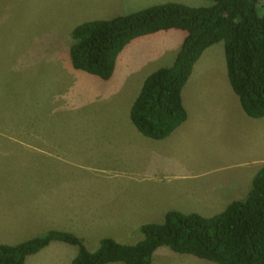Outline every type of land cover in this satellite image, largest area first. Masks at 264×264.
<instances>
[{
  "label": "rangeland",
  "instance_id": "1",
  "mask_svg": "<svg viewBox=\"0 0 264 264\" xmlns=\"http://www.w3.org/2000/svg\"><path fill=\"white\" fill-rule=\"evenodd\" d=\"M164 2L211 4L0 0V244L53 229L75 233L90 250L104 237L134 243L143 224L163 222L168 210L212 216L246 196V173L235 164L264 139V118H248L234 97L223 41L203 53L183 90L187 120L161 140L141 135L130 109L149 71L173 63L184 32L137 39L109 80L72 66L77 25ZM225 184L236 189L215 199ZM77 251L55 241L25 264H70ZM152 264L218 263L160 247Z\"/></svg>",
  "mask_w": 264,
  "mask_h": 264
},
{
  "label": "trees",
  "instance_id": "2",
  "mask_svg": "<svg viewBox=\"0 0 264 264\" xmlns=\"http://www.w3.org/2000/svg\"><path fill=\"white\" fill-rule=\"evenodd\" d=\"M205 6L164 2L109 19L77 25L70 57L76 70L109 80L121 52L135 39L171 29L184 37L172 64L151 72L131 109L130 119L146 137H169L188 118L183 100L203 53L223 41L229 82L246 114L264 117V0H209ZM134 243L104 237L95 250L65 230H49L25 241L0 244V264H25L52 242L78 248L70 264H152L160 247L218 264H264V166L242 199L205 216L171 209L163 222L141 226Z\"/></svg>",
  "mask_w": 264,
  "mask_h": 264
},
{
  "label": "crops",
  "instance_id": "3",
  "mask_svg": "<svg viewBox=\"0 0 264 264\" xmlns=\"http://www.w3.org/2000/svg\"><path fill=\"white\" fill-rule=\"evenodd\" d=\"M135 1H137V0H135ZM139 2H141V1H139ZM158 33H160V32H158ZM158 33H155V34H151V35H148V36H154V35H156V34H158ZM143 37H147V36H143ZM140 38H142V37H140ZM140 38H137V39H140ZM137 39H135L134 41H137ZM133 41V42H134ZM133 42H131L129 45H132V43ZM128 45V46H129ZM170 48H166L165 47V50H164V52L166 51V50H169ZM158 59L159 58H161V55L159 56V57H157ZM154 59H156V58H154ZM161 67V66H160ZM160 67H158V68H160ZM196 67V66H195ZM157 68V69H158ZM156 70V69H155ZM154 69H152L151 71H149V73L147 74V76L151 73V72H153V71H155ZM195 70V69H194ZM146 76V77H147ZM191 79V78H190ZM188 85V84H187ZM231 87V86H230ZM229 89H231V88H229ZM232 91H233V89H232ZM234 94V97H235V92H233ZM237 96V95H236ZM238 97V96H237ZM239 99V98H238ZM240 102V101H239ZM241 105V104H240ZM242 107V106H241ZM242 110L244 111V109L242 108ZM244 113L246 114V112L244 111ZM247 115V114H246ZM248 116V115H247ZM248 118H251V119H260V118H264V117H260V118H255V117H251V116H248ZM263 124H264V121H263ZM263 127V126H262ZM136 128V127H135ZM137 129V128H136ZM140 133V132H139ZM141 134V133H140ZM141 135H143V134H141ZM144 136V135H143ZM144 137H146V136H144ZM146 138H148V139H151V138H149V137H146ZM153 140H155V139H153ZM255 141H257L255 144H254V146H251V150L250 151H247V154L249 155V156H247V158L244 160V161H240V162H238L237 164H235V166H237L236 168H242L243 170H244V172L246 173L244 176H243V179H244V181L245 182H247V184L249 183V186H251V182H252V180H253V178H254V176L256 175V173L261 169V167L262 166H264V139L262 138V139H260V138H258V140H255ZM236 189V187H234V186H227L226 184L224 185V187L223 188H221V189H219V191H214L213 190V196H214V198L215 199H217V200H219V198H223V196H224V198H225V195L227 194V193H230V194H232V192L234 191ZM225 194V195H224ZM234 200H237V199H229L228 201H227V205L229 204V203H231L232 201H234ZM199 210V209H198ZM205 210V209H204ZM169 211V210H168ZM168 211H166V213L168 212ZM200 211H202V210H200ZM194 212H198V211H194ZM203 212V211H202ZM221 212V211H220ZM165 213V214H166ZM219 213V212H218Z\"/></svg>",
  "mask_w": 264,
  "mask_h": 264
}]
</instances>
